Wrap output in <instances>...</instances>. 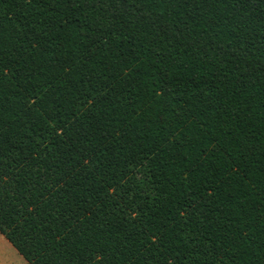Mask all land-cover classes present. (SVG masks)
Wrapping results in <instances>:
<instances>
[{
	"label": "trees",
	"instance_id": "1",
	"mask_svg": "<svg viewBox=\"0 0 264 264\" xmlns=\"http://www.w3.org/2000/svg\"><path fill=\"white\" fill-rule=\"evenodd\" d=\"M0 235L264 264V0H0Z\"/></svg>",
	"mask_w": 264,
	"mask_h": 264
},
{
	"label": "rangeland",
	"instance_id": "2",
	"mask_svg": "<svg viewBox=\"0 0 264 264\" xmlns=\"http://www.w3.org/2000/svg\"><path fill=\"white\" fill-rule=\"evenodd\" d=\"M0 264H27L12 246L0 236Z\"/></svg>",
	"mask_w": 264,
	"mask_h": 264
},
{
	"label": "snow or ice",
	"instance_id": "3",
	"mask_svg": "<svg viewBox=\"0 0 264 264\" xmlns=\"http://www.w3.org/2000/svg\"><path fill=\"white\" fill-rule=\"evenodd\" d=\"M67 2H68V3H71V2H72V0H67Z\"/></svg>",
	"mask_w": 264,
	"mask_h": 264
},
{
	"label": "crops",
	"instance_id": "4",
	"mask_svg": "<svg viewBox=\"0 0 264 264\" xmlns=\"http://www.w3.org/2000/svg\"><path fill=\"white\" fill-rule=\"evenodd\" d=\"M1 236V235H0ZM2 237V236H1ZM3 238V237H2Z\"/></svg>",
	"mask_w": 264,
	"mask_h": 264
}]
</instances>
